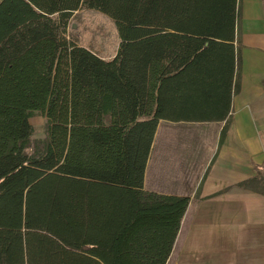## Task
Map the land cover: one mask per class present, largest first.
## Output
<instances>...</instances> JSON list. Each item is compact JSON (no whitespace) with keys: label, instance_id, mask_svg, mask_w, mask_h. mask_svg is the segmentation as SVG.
Wrapping results in <instances>:
<instances>
[{"label":"trees","instance_id":"16d2710c","mask_svg":"<svg viewBox=\"0 0 264 264\" xmlns=\"http://www.w3.org/2000/svg\"><path fill=\"white\" fill-rule=\"evenodd\" d=\"M239 24L240 0H0V264H166L190 199L143 190L156 126L223 143Z\"/></svg>","mask_w":264,"mask_h":264},{"label":"crops","instance_id":"0c3cea01","mask_svg":"<svg viewBox=\"0 0 264 264\" xmlns=\"http://www.w3.org/2000/svg\"><path fill=\"white\" fill-rule=\"evenodd\" d=\"M255 2L245 37L239 24L240 89L223 143L225 121L156 126L143 190L190 199L168 260L187 248L218 264H264V196L237 186L264 160V20Z\"/></svg>","mask_w":264,"mask_h":264},{"label":"rangeland","instance_id":"374dc122","mask_svg":"<svg viewBox=\"0 0 264 264\" xmlns=\"http://www.w3.org/2000/svg\"><path fill=\"white\" fill-rule=\"evenodd\" d=\"M249 2L250 0H240V19H241L240 27L243 25L242 35H244V37L245 35L249 34L250 21L252 20V16L249 15V11H250ZM255 3L257 5L255 12H257L258 15H260L261 18L264 20V15H262L264 14V0H256ZM255 12H254V15H256ZM29 122L31 126L34 128L33 138L35 140L43 139L45 136V129H44L45 118L40 113H36L29 120ZM152 181L153 180H149L150 183ZM196 251L197 250H194V249L189 250L187 248H183V249L178 248L176 253H174L173 257H171V259H169L166 264H218L219 260H217L216 258L207 259V257H202L200 254L195 255ZM201 251H204V250H201Z\"/></svg>","mask_w":264,"mask_h":264},{"label":"bare ground","instance_id":"6f19581e","mask_svg":"<svg viewBox=\"0 0 264 264\" xmlns=\"http://www.w3.org/2000/svg\"><path fill=\"white\" fill-rule=\"evenodd\" d=\"M245 20V19H244ZM254 20V19H253ZM249 23V22H248ZM250 23H251V21H250ZM243 26V25H242Z\"/></svg>","mask_w":264,"mask_h":264}]
</instances>
